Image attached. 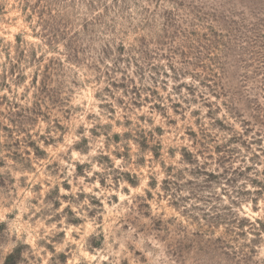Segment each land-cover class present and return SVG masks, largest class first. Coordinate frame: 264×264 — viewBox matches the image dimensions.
<instances>
[{
	"label": "rangeland",
	"instance_id": "374dc122",
	"mask_svg": "<svg viewBox=\"0 0 264 264\" xmlns=\"http://www.w3.org/2000/svg\"><path fill=\"white\" fill-rule=\"evenodd\" d=\"M0 264H264V0H0Z\"/></svg>",
	"mask_w": 264,
	"mask_h": 264
},
{
	"label": "trees",
	"instance_id": "16d2710c",
	"mask_svg": "<svg viewBox=\"0 0 264 264\" xmlns=\"http://www.w3.org/2000/svg\"><path fill=\"white\" fill-rule=\"evenodd\" d=\"M88 7H89V8H92V7H93V5H92L91 2H89ZM51 36H53V35H51Z\"/></svg>",
	"mask_w": 264,
	"mask_h": 264
}]
</instances>
